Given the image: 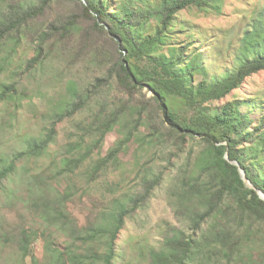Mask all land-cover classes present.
<instances>
[{
	"label": "trees",
	"instance_id": "obj_1",
	"mask_svg": "<svg viewBox=\"0 0 264 264\" xmlns=\"http://www.w3.org/2000/svg\"><path fill=\"white\" fill-rule=\"evenodd\" d=\"M225 1L76 0L75 14L58 16L40 32L30 67L45 65L47 58L42 55L47 47H72L76 56L88 57L105 71L82 88L70 81L69 100L55 112L46 131L26 137L21 149L0 157L2 193L21 162L51 153L59 122L90 110L88 119L79 123L78 140L68 142L55 159L54 170L47 173L52 181L44 182V171L32 173L31 178V207L73 240L75 247L61 253V264H116L117 241L127 219L147 203L165 171L144 166L141 187L130 194L118 195L111 187L114 194L107 210L99 222L87 225L72 217L68 206L87 191L79 186L81 176L96 182L118 168L119 154L133 141L144 148L168 139L181 148L188 138L196 137L204 147L193 162L192 174L179 178L171 201L189 231L173 228L159 247L150 250L151 264H264V199L258 192H264V95L211 105L264 69V0H250L234 61L220 75L210 74L211 64L203 57L205 30L181 18L182 11L194 8L222 13ZM50 5V0H40L26 8L0 9V53L7 45L18 50L22 29L28 25L21 21L23 13L43 15ZM113 83L122 94L119 102L93 107ZM144 88L153 92L151 101L137 97ZM18 91L15 82H0V106L16 101ZM147 124L150 136L140 130ZM114 129L122 137L106 155L95 157ZM232 160L240 163L255 188L246 184ZM64 178L70 179L66 189L58 183ZM63 219L67 222L60 223ZM30 245V240L22 245L26 256Z\"/></svg>",
	"mask_w": 264,
	"mask_h": 264
},
{
	"label": "rangeland",
	"instance_id": "obj_2",
	"mask_svg": "<svg viewBox=\"0 0 264 264\" xmlns=\"http://www.w3.org/2000/svg\"><path fill=\"white\" fill-rule=\"evenodd\" d=\"M37 3L40 0H0V9L5 12ZM50 3L43 15L23 13L21 21L28 25L22 29L23 39L18 50L11 51V46L7 45L0 53V82H15L19 87L16 101L0 106V157L11 156L21 149L26 137L46 131L55 112L69 100L67 86L70 81L74 80L82 88L105 74L104 70L90 63L88 57L76 56L72 47L68 50L47 47L42 55L47 58L45 65L29 66V60L35 57L40 44V32L47 30L58 16L71 17L78 7L76 0H50ZM249 5L250 0H226L222 13L201 12L196 8L181 12V18L205 30L203 39L207 46L202 51L205 60L211 64V75H220L232 65L242 35V16ZM263 95L264 69L249 76L241 87L211 105ZM152 96L153 92L147 88L137 94L146 102L151 101ZM120 97L122 94L113 83L98 95L92 106L98 108L102 103L119 102ZM89 114L87 109L74 118L59 122L57 141L52 145L51 153L21 162L18 173L5 182L7 189L0 193V264H61V253L66 248L75 247L66 231L49 226L37 215L29 204V193L34 186L32 173L44 171V182L52 181L47 173L54 170L55 159L62 155L68 142L78 140L82 133L79 123L87 120ZM140 130L151 135L149 124L142 125ZM120 137L122 133L118 129L109 132L95 157L106 155ZM203 147L200 137L188 138L181 148L168 139L164 143H148L144 148L140 147L139 141L129 143L119 154L118 168L104 173L96 182H89L80 175L79 186L87 191L68 204L71 216H77L84 225L99 222L114 191L118 195L130 194L141 187L144 166H150L155 172L164 170L161 183L147 203L127 219L117 241L116 264H151L150 250L159 247L173 228L189 231V225L180 219L171 201L179 178L192 174L193 162ZM69 182V178L58 180L62 189H66ZM111 187L114 191L110 190ZM103 197L107 199L103 200ZM63 221L67 222L63 219L60 223ZM29 240L32 245L26 256L22 245Z\"/></svg>",
	"mask_w": 264,
	"mask_h": 264
},
{
	"label": "water",
	"instance_id": "obj_3",
	"mask_svg": "<svg viewBox=\"0 0 264 264\" xmlns=\"http://www.w3.org/2000/svg\"><path fill=\"white\" fill-rule=\"evenodd\" d=\"M226 158H229V154H226ZM233 164L239 166V170L241 172L242 178L244 179V181L246 182V184L250 187L255 188L254 184L250 181V179L247 177L245 170L241 167L240 163L238 161L232 160L231 161ZM260 197L262 199H264V192L262 190H258Z\"/></svg>",
	"mask_w": 264,
	"mask_h": 264
}]
</instances>
